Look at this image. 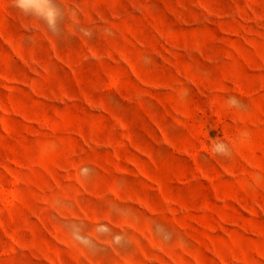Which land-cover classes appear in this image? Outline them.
I'll use <instances>...</instances> for the list:
<instances>
[{
  "label": "rangeland",
  "instance_id": "374dc122",
  "mask_svg": "<svg viewBox=\"0 0 264 264\" xmlns=\"http://www.w3.org/2000/svg\"><path fill=\"white\" fill-rule=\"evenodd\" d=\"M57 3L0 0V264H264V0Z\"/></svg>",
  "mask_w": 264,
  "mask_h": 264
},
{
  "label": "clouds",
  "instance_id": "9594fccd",
  "mask_svg": "<svg viewBox=\"0 0 264 264\" xmlns=\"http://www.w3.org/2000/svg\"><path fill=\"white\" fill-rule=\"evenodd\" d=\"M12 5L26 16L42 21L47 29L53 33L57 31L58 22L63 15V10L57 0H12ZM227 102L233 108H241V100L237 96H229ZM223 142L214 143L212 151L216 154L225 152Z\"/></svg>",
  "mask_w": 264,
  "mask_h": 264
}]
</instances>
